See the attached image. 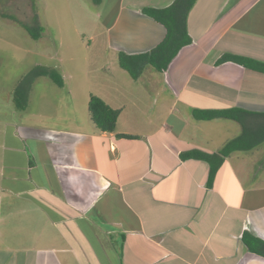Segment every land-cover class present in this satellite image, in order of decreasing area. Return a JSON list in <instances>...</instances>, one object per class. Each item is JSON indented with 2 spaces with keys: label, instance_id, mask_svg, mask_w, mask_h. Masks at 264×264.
Wrapping results in <instances>:
<instances>
[{
  "label": "crops",
  "instance_id": "0c3cea01",
  "mask_svg": "<svg viewBox=\"0 0 264 264\" xmlns=\"http://www.w3.org/2000/svg\"><path fill=\"white\" fill-rule=\"evenodd\" d=\"M173 1L103 0L111 51L152 50L166 28L143 9ZM188 33L160 74L63 70L62 86L32 82L23 108L20 82L0 81V264H264L247 245L264 240V141L230 144L243 125L201 115L262 121L264 72L219 61L264 62V0H196ZM92 95L120 110L113 132L92 119Z\"/></svg>",
  "mask_w": 264,
  "mask_h": 264
},
{
  "label": "rangeland",
  "instance_id": "374dc122",
  "mask_svg": "<svg viewBox=\"0 0 264 264\" xmlns=\"http://www.w3.org/2000/svg\"><path fill=\"white\" fill-rule=\"evenodd\" d=\"M35 12L44 28L38 38L15 20L32 22ZM107 17L105 5L92 0H0V81L21 82L36 67L61 74L64 70L70 82H105L106 74L119 68L131 76L106 43ZM144 70L156 69L147 65ZM146 77L145 73L138 82ZM161 78L163 74L162 82Z\"/></svg>",
  "mask_w": 264,
  "mask_h": 264
},
{
  "label": "trees",
  "instance_id": "16d2710c",
  "mask_svg": "<svg viewBox=\"0 0 264 264\" xmlns=\"http://www.w3.org/2000/svg\"><path fill=\"white\" fill-rule=\"evenodd\" d=\"M95 4L100 5L103 0H92ZM196 0H174L172 4L164 8H144L143 11L163 24L166 28V35L163 40L152 50L140 54H127L118 52V63L125 69L133 79H138L147 65H152L157 71L164 72L168 69L169 64L176 57L179 51L192 42L188 33V15L191 7ZM33 6V5H32ZM38 12H35L32 22L20 21L15 18L23 28H25L34 38H38L44 32L43 26H40ZM233 61L243 66L253 68L264 72V62L253 60L251 58L225 55L219 62ZM46 76L53 80L57 85H63V77L60 73L47 67H36L19 83L16 97L19 107L23 108L27 104V88L38 77ZM89 112L92 119L102 131L113 132L116 128L117 119L120 113L119 109L112 108L101 98L91 96L89 99ZM205 119L216 117L233 118L243 125V134L236 138L232 143L240 142L245 148H252L264 141V114L262 121H257L254 127L248 124L246 116L251 113L240 109L231 108L224 110H206L201 113ZM245 143V145H244ZM232 148V145L228 149ZM211 155L203 154V159L210 160ZM216 167L211 169L214 173ZM247 245L251 252L264 257V240L253 235H247Z\"/></svg>",
  "mask_w": 264,
  "mask_h": 264
}]
</instances>
